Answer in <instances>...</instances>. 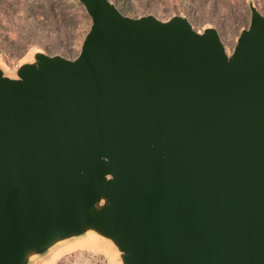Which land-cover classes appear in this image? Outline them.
<instances>
[{"label": "water", "instance_id": "obj_1", "mask_svg": "<svg viewBox=\"0 0 264 264\" xmlns=\"http://www.w3.org/2000/svg\"><path fill=\"white\" fill-rule=\"evenodd\" d=\"M79 56L0 68V264L95 234L122 264H264V16L215 28L78 0Z\"/></svg>", "mask_w": 264, "mask_h": 264}, {"label": "rangeland", "instance_id": "obj_2", "mask_svg": "<svg viewBox=\"0 0 264 264\" xmlns=\"http://www.w3.org/2000/svg\"><path fill=\"white\" fill-rule=\"evenodd\" d=\"M110 1L131 18L152 15L168 21L174 16H182L198 32L215 28L228 55L233 53L240 33L250 26L251 6L264 16V0H202L199 5L194 0ZM28 2L34 6L29 10L30 17L27 9L16 4L15 0H0V68L10 78L17 77L21 65L33 62L37 52L76 59L92 24L78 0ZM23 47L27 50L19 56ZM78 252L103 255L110 264L121 262L118 250L109 241L95 234H86L58 244L31 264H74L71 257Z\"/></svg>", "mask_w": 264, "mask_h": 264}, {"label": "built area", "instance_id": "obj_3", "mask_svg": "<svg viewBox=\"0 0 264 264\" xmlns=\"http://www.w3.org/2000/svg\"><path fill=\"white\" fill-rule=\"evenodd\" d=\"M71 259L74 264H110L105 256L91 252L74 253Z\"/></svg>", "mask_w": 264, "mask_h": 264}, {"label": "trees", "instance_id": "obj_4", "mask_svg": "<svg viewBox=\"0 0 264 264\" xmlns=\"http://www.w3.org/2000/svg\"><path fill=\"white\" fill-rule=\"evenodd\" d=\"M194 1H196V2L198 3V5L201 4V2H202V0H194ZM216 1H218V0H216ZM15 3L18 4L19 6L22 5L25 9H27V13H28L27 16H29V17L31 16L29 10H30L32 7L34 8V6L31 5V4L28 2V0H24L23 2H22V0H15ZM31 6H32V7H31ZM198 7H199V6H198ZM26 50H27L26 47H25V48L23 47V49L20 50L21 52H19V56L23 55V54L25 53Z\"/></svg>", "mask_w": 264, "mask_h": 264}, {"label": "bare ground", "instance_id": "obj_5", "mask_svg": "<svg viewBox=\"0 0 264 264\" xmlns=\"http://www.w3.org/2000/svg\"><path fill=\"white\" fill-rule=\"evenodd\" d=\"M108 246H109L110 250H112L111 246H110V245H108ZM113 251L115 252V254H114V255H115V258H117V256H118L117 254H118V253L116 252L115 249H114ZM118 263L121 264V262H120L119 260H118Z\"/></svg>", "mask_w": 264, "mask_h": 264}]
</instances>
